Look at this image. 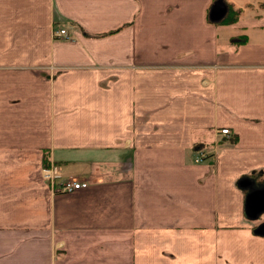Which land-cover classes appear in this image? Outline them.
Listing matches in <instances>:
<instances>
[{
    "label": "crops",
    "instance_id": "1",
    "mask_svg": "<svg viewBox=\"0 0 264 264\" xmlns=\"http://www.w3.org/2000/svg\"><path fill=\"white\" fill-rule=\"evenodd\" d=\"M214 1L0 0V264H264V0Z\"/></svg>",
    "mask_w": 264,
    "mask_h": 264
},
{
    "label": "water",
    "instance_id": "2",
    "mask_svg": "<svg viewBox=\"0 0 264 264\" xmlns=\"http://www.w3.org/2000/svg\"><path fill=\"white\" fill-rule=\"evenodd\" d=\"M226 13L227 5L224 0H215L211 5L209 17L214 21H219ZM238 185L249 189L245 198V215L250 219L259 218L260 215L264 214V186L255 188L253 180L248 177L239 179ZM253 231L258 235H264V221L257 224Z\"/></svg>",
    "mask_w": 264,
    "mask_h": 264
},
{
    "label": "built area",
    "instance_id": "3",
    "mask_svg": "<svg viewBox=\"0 0 264 264\" xmlns=\"http://www.w3.org/2000/svg\"><path fill=\"white\" fill-rule=\"evenodd\" d=\"M52 36L53 38H70L69 33L64 28L53 29ZM219 133L228 134L229 130L227 128H221L219 129ZM200 159L201 158L199 156L196 160ZM42 177L47 183L51 185L52 189L54 188L59 192L69 193L88 186L87 181L78 180L72 177L61 179V174L56 165L44 166L42 168Z\"/></svg>",
    "mask_w": 264,
    "mask_h": 264
},
{
    "label": "trees",
    "instance_id": "4",
    "mask_svg": "<svg viewBox=\"0 0 264 264\" xmlns=\"http://www.w3.org/2000/svg\"><path fill=\"white\" fill-rule=\"evenodd\" d=\"M238 11L239 10L231 11V9H230L229 13L220 21L222 23H232V22L236 21L238 18ZM44 166H48V165H44ZM251 176H253V175H251Z\"/></svg>",
    "mask_w": 264,
    "mask_h": 264
},
{
    "label": "rangeland",
    "instance_id": "5",
    "mask_svg": "<svg viewBox=\"0 0 264 264\" xmlns=\"http://www.w3.org/2000/svg\"><path fill=\"white\" fill-rule=\"evenodd\" d=\"M248 12H250V10H248ZM261 217H263V215H261Z\"/></svg>",
    "mask_w": 264,
    "mask_h": 264
},
{
    "label": "flooded vegetation",
    "instance_id": "6",
    "mask_svg": "<svg viewBox=\"0 0 264 264\" xmlns=\"http://www.w3.org/2000/svg\"><path fill=\"white\" fill-rule=\"evenodd\" d=\"M264 216V214H262ZM264 218V217H263ZM264 220V219H263Z\"/></svg>",
    "mask_w": 264,
    "mask_h": 264
}]
</instances>
